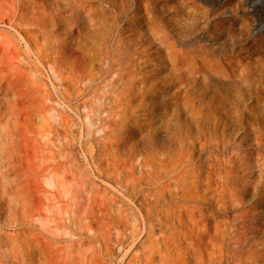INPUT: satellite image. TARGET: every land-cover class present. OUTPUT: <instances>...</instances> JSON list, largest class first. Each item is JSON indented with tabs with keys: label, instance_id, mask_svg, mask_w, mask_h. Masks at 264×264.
<instances>
[{
	"label": "rangeland",
	"instance_id": "1",
	"mask_svg": "<svg viewBox=\"0 0 264 264\" xmlns=\"http://www.w3.org/2000/svg\"><path fill=\"white\" fill-rule=\"evenodd\" d=\"M17 1L0 264H264V0Z\"/></svg>",
	"mask_w": 264,
	"mask_h": 264
},
{
	"label": "bare ground",
	"instance_id": "2",
	"mask_svg": "<svg viewBox=\"0 0 264 264\" xmlns=\"http://www.w3.org/2000/svg\"><path fill=\"white\" fill-rule=\"evenodd\" d=\"M37 1V0H36ZM35 0H18L17 1V3H16V5H14V8L16 9V7H18L19 9H20V14H18V13H16V11H15V9H14V11H12V13H11V16L10 17H12V19L15 21V22H17V24L19 25V26H22V24H27V22H30V20L29 19H31L32 21H36V22H38L39 23V17L37 16V14L39 13V8H38V6H37V2H36ZM14 4V3H13ZM12 4V5H13ZM42 9V8H41ZM47 11V10H46ZM45 13H47V12H45ZM9 14V13H8ZM27 14V15H26ZM39 15V14H38ZM47 17V16H46ZM9 18V17H8ZM12 21V20H11ZM13 22V21H12ZM46 22V21H45ZM32 24V23H31ZM15 28H16V26H15ZM17 28H18V26H17ZM19 28H21V27H19ZM36 28V27H35ZM40 28V27H39ZM34 28H32V27H29V28H26L25 29V33L27 34V35H29V34H31V30H33ZM80 33H81V31H80ZM33 35V34H32ZM29 37V36H28ZM35 37V36H34ZM35 38H37V37H35ZM159 39V38H158ZM149 40V39H148ZM156 42V41H155ZM41 45V44H40ZM49 46V45H48ZM38 48H39V51L41 52V50H42V48L40 47V46H38ZM47 48V47H46ZM160 51V50H159ZM155 54L156 55H160V53L159 52H155ZM166 55V54H165ZM154 58V57H153ZM156 59V58H155ZM160 60V59H159ZM164 60V59H163ZM163 60H161V61H163ZM158 62V61H157ZM156 63V62H155ZM161 63V62H160ZM156 67H158V66H156ZM150 69V68H149ZM150 79V78H149ZM152 82V81H151ZM152 183V182H151ZM68 199H69V197H68ZM67 199V200H68ZM26 200V199H25ZM27 202V201H26ZM58 202V201H57ZM24 204V203H23ZM22 204V205H23ZM57 204V203H56ZM71 204V203H70ZM26 205V204H25ZM61 205V204H60ZM60 205H58V206H60ZM71 206V205H70ZM45 208V207H44ZM54 208V207H53ZM175 210L176 209H179L180 211H181V213H182V211L183 210H185L186 209V206L184 205V204H180V205H175L174 207H173ZM73 210L74 209H72L71 211H72V213H73ZM25 211V210H24ZM23 211V212H24ZM75 212V211H74ZM74 214V213H73ZM189 214V213H188ZM67 215V214H66ZM70 215V214H69ZM77 215V214H76ZM190 215V214H189ZM26 217V216H25ZM47 217V216H46ZM35 218H37V217H35ZM68 218H69V216H68ZM32 219V218H31ZM45 219V218H44ZM43 219V220H44ZM73 219V218H72ZM34 220V219H33ZM62 220H64V218L62 219ZM68 220H70V219H68ZM50 221V220H49ZM48 221V222H49ZM44 222V221H43ZM66 222V221H65ZM71 222H72V220H71ZM50 224V223H49ZM71 224V223H70ZM71 226V225H70ZM67 227H68V223H67ZM52 228V227H51ZM54 228H56V227H54ZM25 229V228H24ZM35 230V229H34ZM27 231V230H26ZM31 231V230H30ZM48 231V230H47ZM64 231V230H63ZM62 231V232H63ZM25 232V231H24ZM33 232V231H32ZM31 233V232H30ZM34 233V232H33ZM52 233V232H51ZM51 233L49 232V234L51 235ZM65 233V232H64ZM28 234V233H27ZM32 235V234H31ZM53 235V234H52ZM33 236V235H32ZM31 236V237H32ZM34 237V236H33ZM32 237V238H33ZM50 237V236H49ZM22 239V238H21ZM35 239V238H34ZM42 239V238H41ZM55 239V238H54ZM36 240H37V238H36ZM47 241V240H46ZM12 242V241H11ZM39 242V241H38ZM48 242V241H47ZM52 242V241H51ZM50 242V243H51ZM70 242V241H69ZM37 243V242H36ZM57 243H59V242H57ZM28 244V243H27ZM67 244L68 243H66V247H67ZM72 244V243H71ZM76 244V243H75ZM81 244V243H80ZM13 245V244H12ZM11 245V246H12ZM34 245V244H33ZM36 245V244H35ZM48 246H50V245H48ZM58 246H60V245H58ZM58 246H57V248H58ZM69 246V245H68ZM30 247V249H31V246H29ZM34 247V246H33ZM62 247V246H61ZM36 247H34V249H35ZM55 248V247H54ZM71 248H73L72 246L71 247H69V249H71ZM80 248V247H79ZM51 249V248H50ZM75 249V248H74ZM37 250H38V248H37ZM66 250H68V248L66 249ZM73 252H74V250L73 249H71ZM51 251H52V249H51ZM58 251V250H57ZM78 251V250H77ZM10 252V251H9ZM34 253V252H33ZM35 253H37L36 252V250H35ZM70 253H72V252H70ZM70 253H68V254H70ZM83 253V252H82ZM12 254V253H11ZM38 254H40V253H38ZM38 254H37V256H38ZM72 255H74V254H72ZM75 255H76V253H75ZM10 256V255H9ZM69 256V255H68ZM81 256V255H80ZM35 257V256H34ZM71 257V256H70ZM69 257V258H70ZM74 257V256H73ZM28 258L29 259H31L32 257L31 256H28ZM40 258V257H39ZM84 258V257H83ZM98 258V257H97ZM24 259V258H23ZM22 259V260H23ZM72 260H74V258H71ZM77 259V258H76ZM26 260V259H25ZM35 260V259H34ZM78 260V259H77ZM99 259H97V261H98ZM28 261V260H27ZM26 261V262H27ZM37 261H38V259H37ZM76 261V260H75ZM24 262V261H23ZM31 263H32V261H30ZM69 262H70V260H69ZM77 262H79V261H77ZM100 263V262H99ZM30 264V263H29ZM34 264V263H33ZM35 264H37V263H35ZM38 264H40V263H38Z\"/></svg>",
	"mask_w": 264,
	"mask_h": 264
}]
</instances>
